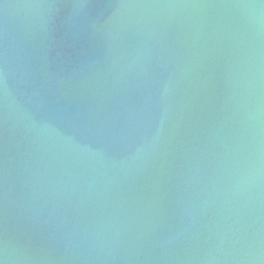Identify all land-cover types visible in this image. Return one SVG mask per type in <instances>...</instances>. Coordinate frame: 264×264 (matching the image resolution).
<instances>
[{"label":"water","instance_id":"obj_1","mask_svg":"<svg viewBox=\"0 0 264 264\" xmlns=\"http://www.w3.org/2000/svg\"><path fill=\"white\" fill-rule=\"evenodd\" d=\"M0 264H264V0H0Z\"/></svg>","mask_w":264,"mask_h":264}]
</instances>
